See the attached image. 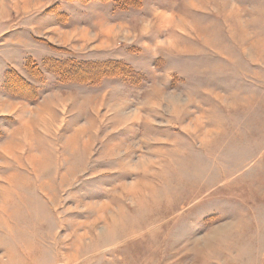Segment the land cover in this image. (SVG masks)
Here are the masks:
<instances>
[{
  "label": "rangeland",
  "instance_id": "1",
  "mask_svg": "<svg viewBox=\"0 0 264 264\" xmlns=\"http://www.w3.org/2000/svg\"><path fill=\"white\" fill-rule=\"evenodd\" d=\"M0 264H264V0H0Z\"/></svg>",
  "mask_w": 264,
  "mask_h": 264
},
{
  "label": "trees",
  "instance_id": "2",
  "mask_svg": "<svg viewBox=\"0 0 264 264\" xmlns=\"http://www.w3.org/2000/svg\"><path fill=\"white\" fill-rule=\"evenodd\" d=\"M126 4H128V5H133L132 3H127V2H126ZM139 5H140V2L137 3V4H135L134 6H139Z\"/></svg>",
  "mask_w": 264,
  "mask_h": 264
},
{
  "label": "crops",
  "instance_id": "3",
  "mask_svg": "<svg viewBox=\"0 0 264 264\" xmlns=\"http://www.w3.org/2000/svg\"><path fill=\"white\" fill-rule=\"evenodd\" d=\"M104 31V30H103ZM107 33H111L110 29L108 28V30L106 31Z\"/></svg>",
  "mask_w": 264,
  "mask_h": 264
}]
</instances>
